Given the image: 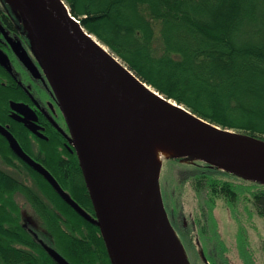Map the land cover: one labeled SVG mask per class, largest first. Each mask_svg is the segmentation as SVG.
<instances>
[{"label": "trees", "instance_id": "16d2710c", "mask_svg": "<svg viewBox=\"0 0 264 264\" xmlns=\"http://www.w3.org/2000/svg\"><path fill=\"white\" fill-rule=\"evenodd\" d=\"M65 1L89 33L165 97L211 123L264 140V0ZM3 6L12 9L7 0H0V8ZM66 140L71 146V138ZM22 147L32 153L31 146ZM39 149L46 169L67 196L27 165L0 135V263L9 261L6 234L13 235L9 241L21 240L20 234L27 242L32 240L18 220L20 204L12 195L19 193L42 215L58 248L73 264H112L76 152L52 140L41 142ZM165 161L173 164L181 185L190 180L196 191L207 190L212 205L217 197L237 204L240 195L248 193L257 214L264 217V182L198 158L170 157ZM190 161L193 164L189 166ZM3 165L26 170L39 192L7 173ZM8 218L9 230L4 225ZM169 220L177 231L170 216ZM185 227L189 244L204 259L189 235L192 226ZM178 231L190 264H194ZM41 251L42 264H56ZM27 260L34 259L27 256ZM229 263L225 259L218 262Z\"/></svg>", "mask_w": 264, "mask_h": 264}, {"label": "water", "instance_id": "95a60500", "mask_svg": "<svg viewBox=\"0 0 264 264\" xmlns=\"http://www.w3.org/2000/svg\"><path fill=\"white\" fill-rule=\"evenodd\" d=\"M7 1L12 9L16 7L20 12L32 47L67 123L72 150L80 161L97 224L112 264H164L152 242V232L140 230L134 215L128 209L125 189L119 180L114 115L110 107L111 87L117 81L166 110L170 118L184 123L186 128L203 134L215 144L220 143L230 148L234 155L241 158L242 163L264 172V158L228 138L227 133L249 137L263 147L264 140L211 123L177 101L165 97L89 33L72 14L65 0H19L18 6ZM176 105L182 108V112L177 111ZM0 132L9 139L24 161L45 174L67 196L54 176L30 157L17 139L1 125ZM170 157L198 158L227 170L216 164L212 157L168 156ZM154 191L156 200L160 202L159 176L155 178ZM161 208L165 215L167 211L164 205ZM165 217L190 264L168 213ZM49 251L61 264H71L53 248H49Z\"/></svg>", "mask_w": 264, "mask_h": 264}, {"label": "bare ground", "instance_id": "6f19581e", "mask_svg": "<svg viewBox=\"0 0 264 264\" xmlns=\"http://www.w3.org/2000/svg\"><path fill=\"white\" fill-rule=\"evenodd\" d=\"M15 6L19 0H9ZM110 107L114 115V140L120 183L125 189L128 209L140 230L150 234L164 264H189L174 231L156 200L154 181L163 157L207 156L219 166L264 181V172L242 163L230 148L215 144L203 134L193 132L168 112L138 95L124 83L111 87ZM178 112L182 108L176 105ZM228 138L264 158V147L249 137L227 133Z\"/></svg>", "mask_w": 264, "mask_h": 264}, {"label": "flooded vegetation", "instance_id": "af4514ba", "mask_svg": "<svg viewBox=\"0 0 264 264\" xmlns=\"http://www.w3.org/2000/svg\"><path fill=\"white\" fill-rule=\"evenodd\" d=\"M0 125L7 129L21 146L24 144L31 146L32 153L24 151L45 169L43 153L39 149L41 142L52 140V143H56L57 141L58 144L63 143V146L73 151V145L70 146L66 140L70 137L67 123L38 56L32 48L27 30L5 6L0 8ZM0 135L7 138L1 132ZM59 148L63 150L62 145ZM24 162L29 165L26 161ZM9 169L3 168L7 173L16 176L23 184L35 189L34 191L39 190L32 175L26 170H17L12 167ZM14 194L24 200V205L26 203L32 205L25 196L19 193ZM18 203L21 209V217L18 218L21 228L29 234L32 240L27 242L24 235L20 234L21 240L9 241L13 235L6 234L4 236L8 240L6 254L9 257L6 264H32L33 261L42 264L40 258H42L43 251L41 250H44L53 262L61 264L50 253L49 248H53L73 264L65 252L58 248L56 236L47 228L46 237L48 239L23 222L24 205L22 200ZM36 214L39 217L40 214L38 212ZM8 220L10 219L8 218L4 225L9 230ZM41 220L46 227L44 218ZM27 256L33 257L34 260H27Z\"/></svg>", "mask_w": 264, "mask_h": 264}, {"label": "rangeland", "instance_id": "374dc122", "mask_svg": "<svg viewBox=\"0 0 264 264\" xmlns=\"http://www.w3.org/2000/svg\"><path fill=\"white\" fill-rule=\"evenodd\" d=\"M11 11L24 25L19 10L14 7ZM167 158H162L158 173L160 203L164 205L165 210L167 207L172 223L183 236L191 261L194 264H218L225 259L226 262L230 261L229 264H242L241 260L246 264H264V217L257 214L249 194L240 195L237 204H229L223 197H217L212 205L211 201H208L210 194L207 190L196 191L190 180L184 185H181V178L177 182L173 164L166 162ZM191 164L193 163L190 161L188 165ZM179 166L175 163V167L180 168ZM3 167L10 168L7 165ZM12 197L20 203L22 200L24 205V200L16 194ZM26 204L22 210L23 222L46 237L47 230L41 220L43 217H38L37 210L35 212L32 205ZM187 224L192 226V234L189 235L202 250L204 259L189 244L185 227Z\"/></svg>", "mask_w": 264, "mask_h": 264}]
</instances>
